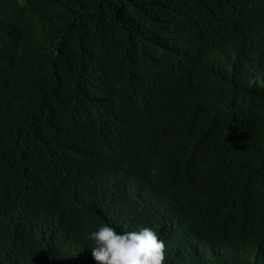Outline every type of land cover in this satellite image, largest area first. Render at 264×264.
Returning <instances> with one entry per match:
<instances>
[{"label":"trees","instance_id":"1","mask_svg":"<svg viewBox=\"0 0 264 264\" xmlns=\"http://www.w3.org/2000/svg\"><path fill=\"white\" fill-rule=\"evenodd\" d=\"M262 87L264 0H0V264H96L125 191L175 264H264Z\"/></svg>","mask_w":264,"mask_h":264},{"label":"clouds","instance_id":"2","mask_svg":"<svg viewBox=\"0 0 264 264\" xmlns=\"http://www.w3.org/2000/svg\"><path fill=\"white\" fill-rule=\"evenodd\" d=\"M264 92V87H262ZM145 195L142 190H139ZM120 208L136 214L139 223L131 228H121L110 219L101 220L105 224L88 232L89 248L79 247L81 234L75 248L87 255L89 263L96 264H175L177 252H171L167 258V242L161 236L167 215L155 212L140 219V212L135 200L125 191L113 199ZM96 224V221L93 223ZM175 254V255H174Z\"/></svg>","mask_w":264,"mask_h":264}]
</instances>
